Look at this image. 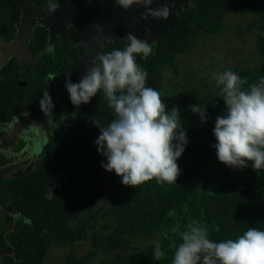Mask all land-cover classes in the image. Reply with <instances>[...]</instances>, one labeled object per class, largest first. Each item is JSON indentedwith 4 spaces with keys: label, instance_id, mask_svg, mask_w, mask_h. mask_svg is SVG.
Returning <instances> with one entry per match:
<instances>
[{
    "label": "trees",
    "instance_id": "1",
    "mask_svg": "<svg viewBox=\"0 0 264 264\" xmlns=\"http://www.w3.org/2000/svg\"><path fill=\"white\" fill-rule=\"evenodd\" d=\"M24 1L0 0L1 39L14 37ZM34 1L48 7L60 0ZM231 8L257 15L264 31V0H190L167 35L156 42L153 54L136 57L148 73L146 86L161 94L167 111L177 107L188 140L177 161L181 173L176 183L153 179L136 188L123 185L121 177L101 166L106 158L95 144L98 126L106 127L115 118L103 92L78 108L70 101L65 84L67 79L78 83L83 44L72 43L68 30L50 42L47 28L34 27L29 41L32 61L19 63L10 57L0 68V120L10 121L20 109L35 106L48 140L30 171L16 175L12 164L0 169V204L18 215L14 220L0 208V264H41L51 244L79 240H90V248L81 255L70 249L63 264H87L99 252L106 256L99 264H171L181 242L173 226L183 232L189 224L207 225L209 238L216 242L235 239L250 227L264 230V170L257 173L251 162L244 169L230 168L218 160L213 147L215 120L226 107L222 86L211 97L164 88L163 70L176 73L177 55L191 47L195 37L218 32ZM127 43L123 37L107 41L101 51L123 49ZM256 46L260 62L255 67L229 69L247 79L244 89L264 78V32ZM50 76L55 79L48 81ZM44 90L54 104L50 116L40 108ZM196 104L206 108V122L190 110L189 105ZM13 159L0 152V166ZM131 237L158 241L129 250ZM156 243L164 252L160 260L153 259Z\"/></svg>",
    "mask_w": 264,
    "mask_h": 264
},
{
    "label": "clouds",
    "instance_id": "2",
    "mask_svg": "<svg viewBox=\"0 0 264 264\" xmlns=\"http://www.w3.org/2000/svg\"><path fill=\"white\" fill-rule=\"evenodd\" d=\"M115 3L124 10L133 5L143 6L145 11L140 16L143 20L149 17L167 20L171 15L167 4L152 8L154 0H115ZM58 7L51 3L48 12L54 13ZM97 30L100 31L99 26ZM127 40L123 49L101 51L80 82L67 79L65 87L77 108L90 103L102 91L108 107L114 110L115 118L106 127L97 125L100 135L95 141L98 152L106 158L101 166L107 172L114 171L123 185L132 188L153 179L159 184H173L181 173L177 161L188 143L186 131L177 107L167 111L161 94L146 86L148 73L136 60L137 56L147 59L153 54L156 39L149 43L128 34ZM53 79L55 76H50L48 81ZM215 80L217 86H222L220 96L226 106L224 114L216 117L213 129L217 140L213 147L218 160L230 168L244 169L251 162L257 173L264 170V78L248 89L242 87L248 83L247 79L232 70L216 74ZM40 108L45 116L53 112L54 104L47 90L43 91ZM189 108L199 115L202 123L206 122V108L199 104L189 105ZM47 140L48 136L30 150L27 159L33 157L31 168ZM0 152L16 158L14 162L8 161L9 165L24 162L25 157H21L20 152L1 147ZM31 168L19 172L24 174ZM18 170L17 166L14 172ZM53 191L49 189V199L54 197ZM171 231L179 233L181 241L171 264H264V230L250 227L235 239L219 242L209 238L207 225L189 224L183 232L179 231V226H173ZM215 231L219 232V228ZM163 256L160 244L156 243L153 259L160 260Z\"/></svg>",
    "mask_w": 264,
    "mask_h": 264
},
{
    "label": "water",
    "instance_id": "3",
    "mask_svg": "<svg viewBox=\"0 0 264 264\" xmlns=\"http://www.w3.org/2000/svg\"><path fill=\"white\" fill-rule=\"evenodd\" d=\"M190 0H154L152 8L167 4L171 9V15L167 20H156L149 17L146 20L140 18L145 8L141 5H133L124 10L115 3V0H60L58 9L54 13L48 12V7L38 4L34 0L21 3V15L16 24L14 37L5 41L0 38V68L14 57L19 63L32 61L29 49V41L34 35V27L43 25L48 30V39L53 41L63 29L70 30L68 38L74 43H82L84 51L78 58L79 71L77 81L91 66L92 61L101 52V44L107 41H117L118 38H127L128 34L135 35L138 39L152 42L160 41L172 27L175 18L183 8L188 6ZM99 26L100 31L97 30ZM108 38V39H105ZM102 39L103 43H99ZM74 41V42H73ZM11 124L0 122V127ZM14 156L16 154H13ZM22 160V159H17ZM14 162V161H13ZM10 163L0 166L4 168ZM17 174H23L18 172ZM0 208L3 209L0 204ZM4 213L11 215L14 220L18 217L11 211L3 209Z\"/></svg>",
    "mask_w": 264,
    "mask_h": 264
},
{
    "label": "rangeland",
    "instance_id": "4",
    "mask_svg": "<svg viewBox=\"0 0 264 264\" xmlns=\"http://www.w3.org/2000/svg\"><path fill=\"white\" fill-rule=\"evenodd\" d=\"M261 25L262 22L257 15L241 14L234 8L229 9L218 32L195 37L193 45L177 55L176 73L170 69L163 70L165 90L185 94L197 92L201 97L216 94L219 88L215 80L216 74L234 66L255 67L260 62L256 41L264 32ZM10 173V170H7L6 175ZM157 241L158 237L153 239L131 237L129 250H140L149 242ZM89 248L90 240H79L64 246L51 244L41 264H63L65 253L70 249L81 255ZM105 257V253L99 252L87 264H99Z\"/></svg>",
    "mask_w": 264,
    "mask_h": 264
},
{
    "label": "flooded vegetation",
    "instance_id": "5",
    "mask_svg": "<svg viewBox=\"0 0 264 264\" xmlns=\"http://www.w3.org/2000/svg\"><path fill=\"white\" fill-rule=\"evenodd\" d=\"M65 30H68V28L63 29L62 32ZM69 32L70 30H68V35ZM98 42L103 43V40L98 39ZM74 44H77V42H74ZM0 122H3L4 124L11 122V124L7 127H0V147L8 148L13 152H20V156L25 157L24 159L28 158L31 149L38 147L39 142L48 136V132L41 124L40 117L35 106L20 109L13 115L10 121L0 120ZM20 143L23 145L22 147L18 148ZM24 159V162L16 165L14 164V170L17 166L20 167L19 171L22 172L31 168L32 164L30 162L32 161L33 157L29 160Z\"/></svg>",
    "mask_w": 264,
    "mask_h": 264
}]
</instances>
